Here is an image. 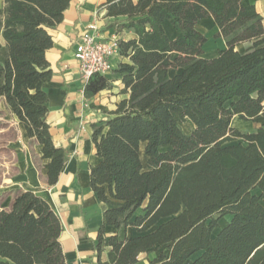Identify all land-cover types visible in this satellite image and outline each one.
Segmentation results:
<instances>
[{
	"label": "trees",
	"instance_id": "1",
	"mask_svg": "<svg viewBox=\"0 0 264 264\" xmlns=\"http://www.w3.org/2000/svg\"><path fill=\"white\" fill-rule=\"evenodd\" d=\"M246 0H106L101 6L117 34L121 62L118 104L93 124L100 162L92 189L104 203L115 264H264V127L242 133L234 116H264V24ZM71 0H3L0 4V98L47 159V183H57L67 153L56 145L47 117L45 85L53 70L49 28L63 21ZM213 18L226 46L203 57L199 19ZM176 32L170 38L164 22ZM253 40L252 48L236 45ZM172 53H177L171 58ZM171 69H181L173 76ZM106 75L85 84L92 98L113 88ZM188 124L190 131L183 127ZM242 138L238 144L226 143ZM144 144L146 168L141 160ZM231 216L216 235L218 222ZM61 219L33 191H17L0 210V264H66ZM135 233L134 235L132 233ZM100 249V243H99Z\"/></svg>",
	"mask_w": 264,
	"mask_h": 264
},
{
	"label": "crops",
	"instance_id": "2",
	"mask_svg": "<svg viewBox=\"0 0 264 264\" xmlns=\"http://www.w3.org/2000/svg\"><path fill=\"white\" fill-rule=\"evenodd\" d=\"M105 1L71 0L64 12L63 21L56 27L48 29L54 44L46 52L53 70L52 80L45 85L49 96L47 120L56 145L67 153L64 167L55 185L50 186L47 183L48 160L42 158L41 146L27 135L24 125L10 113L20 138L9 145L13 153L10 163L12 173L0 184V210L11 207L17 191L29 190L45 198L63 224L60 241L66 255V264H115L117 260V254L108 242L114 233V227L107 226L102 241H99V229L105 222V216L104 203L91 186V166L100 162L92 134L93 124L111 117V112L117 110L118 104L129 95L121 93L123 87L121 77L111 71L106 76L113 81V88L105 89L92 98L85 97L86 83L80 71V63L75 58L79 36L90 23L98 25L103 38L117 36L119 39L129 40L136 37L133 32L128 31L117 34L114 28L109 27L111 18L105 16L106 9L101 6ZM245 3L256 5L264 24V0H246ZM163 24L169 37L174 38L176 32L173 25L169 21ZM196 29L207 36L208 41L203 48L205 51L213 50L215 54L212 57L217 56L218 52L225 48L224 38H214L219 29L213 18L199 19ZM242 43L244 42L236 45L237 50ZM118 58L113 61L114 68L117 66ZM128 61L125 58L124 62ZM52 87L58 89L55 101L51 94ZM85 101L90 103L87 111L93 112L92 115L86 112L83 104ZM76 110L79 117L86 116L91 120L90 124L82 130L72 132L70 140L60 139L57 142L53 133L54 125L62 123L63 119L66 120L72 114L74 117ZM143 157L145 155L141 154V160ZM156 255L157 252L141 253L134 264H150Z\"/></svg>",
	"mask_w": 264,
	"mask_h": 264
},
{
	"label": "rangeland",
	"instance_id": "3",
	"mask_svg": "<svg viewBox=\"0 0 264 264\" xmlns=\"http://www.w3.org/2000/svg\"><path fill=\"white\" fill-rule=\"evenodd\" d=\"M2 1L3 0H0V4H2ZM214 38L216 39V37ZM253 44H254L253 40L247 41V42L240 44L238 46V49L241 51H245V50L252 48ZM218 48L219 46H217V49ZM214 54L215 53L213 50H208V51L204 50L203 57L205 56L212 57L214 56ZM176 56H177V53L171 54V58H175ZM124 61H125V58L119 56V58L117 59V65ZM180 71L181 69H171L170 75L173 76L174 74ZM57 91H58L57 88L55 87L51 88V94L54 98V101L57 99ZM83 104H84V107L86 108V112L92 115L93 112H89V110L87 111L89 106H91L89 105L90 103L88 101H85V103ZM77 114L78 112L76 110L74 117L72 114L71 116H69V118H66V120L63 119L62 123H56L54 125L53 133H54V137L57 139V142L60 139H63L65 141L70 140L72 132H74L75 130H82L86 128L87 125L90 124L91 120H88L86 116L79 117ZM101 121L103 120H98L96 123H100ZM232 125L240 132L248 133L250 131L257 129L258 127H264V116H259L258 118L249 120V121L241 120L238 116H235L232 120ZM66 126L69 127V129H67ZM183 127L186 131L191 130V127L188 124H184ZM19 138H20V133L17 130L16 124L13 122V116L10 114L9 110L7 109L3 99L0 98V184L4 183L12 173L10 163L13 159V153L9 145L13 141H18ZM243 141L244 140L242 138H238L234 141L226 143V145L238 144ZM143 150H144V144H141L140 152L141 154L144 155ZM142 161H143L144 167L146 168L147 158L143 157ZM230 219H231V216L229 215L222 218L218 222V227L215 228V230L213 231V234L216 235L218 231L222 227H224L228 223V221H230Z\"/></svg>",
	"mask_w": 264,
	"mask_h": 264
},
{
	"label": "built area",
	"instance_id": "4",
	"mask_svg": "<svg viewBox=\"0 0 264 264\" xmlns=\"http://www.w3.org/2000/svg\"><path fill=\"white\" fill-rule=\"evenodd\" d=\"M120 39L103 38L98 25L90 23L81 32L75 50L85 83L95 74L106 75L114 68V59L120 56Z\"/></svg>",
	"mask_w": 264,
	"mask_h": 264
}]
</instances>
